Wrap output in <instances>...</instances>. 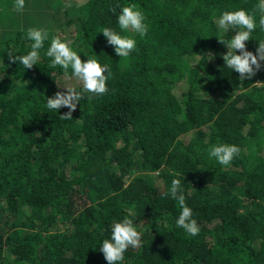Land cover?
I'll use <instances>...</instances> for the list:
<instances>
[{"label":"trees","instance_id":"1","mask_svg":"<svg viewBox=\"0 0 264 264\" xmlns=\"http://www.w3.org/2000/svg\"><path fill=\"white\" fill-rule=\"evenodd\" d=\"M15 2L0 0V15ZM257 3L52 0L64 22L49 33L39 63L25 70L7 53L30 50L29 27L0 37V264H107L99 243L126 216L142 246L129 248L122 264H264V85L257 86L264 62L241 81L224 66L227 48L219 41L234 33L214 22L238 8L258 21ZM129 4L149 28L123 58L99 31L127 35L117 14ZM56 36L110 72L108 92L86 94L70 120L60 118L66 107H45L63 86L79 89L50 66L45 53ZM260 40L257 29L246 49L255 54ZM218 143L240 149L228 166L208 157ZM173 179L181 181L197 236L175 225L180 208L165 195Z\"/></svg>","mask_w":264,"mask_h":264},{"label":"clouds","instance_id":"2","mask_svg":"<svg viewBox=\"0 0 264 264\" xmlns=\"http://www.w3.org/2000/svg\"><path fill=\"white\" fill-rule=\"evenodd\" d=\"M24 7L25 0H16L14 8L17 13L22 12ZM256 12L259 14L258 21L254 13L243 8L223 10L214 21L221 33H234L230 39L219 38V41L227 48V52L222 56L224 66L238 73L241 81L251 80L255 72L260 69L261 63L264 62V40L258 41L255 54L246 49V42L255 30L259 29L264 32V0H258ZM117 24L120 32L128 34L121 35L109 27H104L99 32L106 38L107 43L113 46L117 56L127 58L137 48L135 35L144 37L149 25L145 14L135 4L121 7L117 14ZM26 38L31 41L29 51L23 55H14L11 51L7 53L9 60L19 62L24 70L31 69L39 63L40 50L44 48L45 41L49 39V33L41 28H29ZM81 53H83L82 50ZM45 54L51 60V68L59 67L66 78H74L79 82V89L75 86H63L65 91H58L54 96L45 99L46 109L53 113H57L62 107L68 109L66 113L60 115L61 119H72V111L76 109L86 94L100 96L108 92L106 82L110 77V72L107 65H102L95 58H89L86 53L83 54L87 56V59L82 61L78 52L72 48L70 41L58 36L53 37ZM239 153L240 149L235 144L218 143L208 148V157L223 166H228ZM165 195L170 196L179 205L180 212L175 220L176 227L190 236H197L200 227L193 218L192 209L185 203L181 181L173 179ZM99 244V251L103 254L107 264H122L124 253L129 248L142 246L141 233L136 227L134 218L126 216L113 222L110 236Z\"/></svg>","mask_w":264,"mask_h":264},{"label":"rangeland","instance_id":"3","mask_svg":"<svg viewBox=\"0 0 264 264\" xmlns=\"http://www.w3.org/2000/svg\"><path fill=\"white\" fill-rule=\"evenodd\" d=\"M62 1H64L65 6H73L75 4L77 5L81 0H61V2ZM44 2L45 3H38L37 5L33 0L25 1L27 7L19 13V16H17L15 9H11V11L8 12L7 17L6 13L1 14L0 37L4 38L12 32L18 29H24L25 27L41 28L46 30L48 33L60 28L64 22V17L60 16V14L57 12V9H53L52 0H47V2L44 0ZM48 6H50L51 9H48ZM39 13H44L46 17L40 16ZM44 26H46V28ZM65 32H70L72 34V31ZM261 85H264V81L257 83L258 87Z\"/></svg>","mask_w":264,"mask_h":264}]
</instances>
